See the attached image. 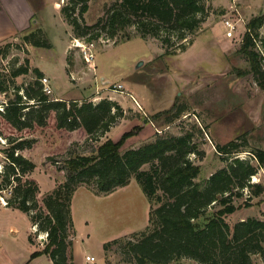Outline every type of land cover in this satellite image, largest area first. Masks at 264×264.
Listing matches in <instances>:
<instances>
[{
  "label": "rangeland",
  "instance_id": "374dc122",
  "mask_svg": "<svg viewBox=\"0 0 264 264\" xmlns=\"http://www.w3.org/2000/svg\"><path fill=\"white\" fill-rule=\"evenodd\" d=\"M27 1L34 11L29 28L9 41L10 47L0 58V71L8 78L21 65H27L31 71L13 81L9 79L11 89L26 87L35 81L32 70L38 68L45 71L44 77L52 91L50 97L55 100L98 104L106 99L118 102L123 109V117L110 131L94 138L83 129L56 130L53 117L46 126L23 132L24 138H34L36 143L17 154L36 165L30 178L40 187L38 202L44 209L43 197L66 181L63 161L67 156L87 155L106 140L118 141L136 128V134L126 141L122 153L154 141L158 136L180 137L191 133V143L197 147L198 154H192L190 159L200 165L197 181L202 183L231 161V156L218 155V145L243 135L248 143L242 148L244 151L264 150V90L249 72L246 57L236 53L249 21L264 15V0H207L209 16L200 29L188 36L185 50L166 56H163L165 49L160 40L142 39L134 27L129 28L132 38L125 42L120 36L110 39L100 30L94 34L101 33V36L91 41L89 35L77 36L61 11L70 0ZM113 1L90 0L89 10L84 15L85 24L94 25ZM225 18L239 21L234 38L226 36ZM31 33L41 41L47 39L52 48L23 43L21 38ZM256 35L254 50L262 53L260 41L264 40V23ZM87 57L93 58L91 65ZM243 72L245 74H241ZM119 85L122 88H118ZM13 91L5 94L7 102L14 98ZM173 106L182 110L169 123L153 119ZM11 134L18 135L0 121V183L8 163L3 153V149L9 147L5 137ZM253 164L258 166L256 162ZM149 169V166L143 168ZM255 176L260 181L257 184L264 186V167L258 168ZM248 194L245 191L235 203L243 205ZM11 196L10 187L0 191V206L6 207H0V264H47L44 259H30L32 253L44 248L47 233L38 231L39 227L31 223L29 215L6 206ZM263 203L264 194L263 198H252L250 207L240 208L227 216L226 221L233 226L242 217H261L264 206L258 207ZM149 211L150 203L133 178L128 186L102 196L94 195L82 185L71 203L73 255L78 264H88L85 257L89 255L96 258L94 264H135L126 252L127 243L135 241L133 235L147 227ZM213 212L214 209H210L207 215ZM116 239L120 242L112 245L106 254L103 245ZM253 262L263 264L258 256L253 257ZM173 264L198 263L184 258Z\"/></svg>",
  "mask_w": 264,
  "mask_h": 264
},
{
  "label": "trees",
  "instance_id": "16d2710c",
  "mask_svg": "<svg viewBox=\"0 0 264 264\" xmlns=\"http://www.w3.org/2000/svg\"><path fill=\"white\" fill-rule=\"evenodd\" d=\"M89 2L70 0L62 7L67 23L77 36L89 35L91 41L101 36V33L94 34L100 30L110 39L120 36L125 42L132 38L129 28L134 27L142 39L160 40L165 49L163 56L185 50L188 36L200 29L210 13L207 0H114L94 25H87L84 15L89 10ZM263 23L264 15L249 21L242 45L236 52L246 57L249 72L262 90L264 40L260 41L262 53L254 50V44L257 43L256 31ZM21 41L52 48L47 39H36L35 33L24 35ZM10 45V42L0 45V58ZM30 71L27 65H21L9 78L0 71V93L14 90V98L9 99L4 112H0V121L21 135L5 137L9 147L3 149V153L8 163L1 174L0 191L10 187L12 196L6 206L29 215L31 223L39 227L38 231L47 233L44 248L32 253L31 260L45 255L53 264H74L71 216L74 193L84 185L96 196L109 195L128 186L133 178L150 203L147 227L133 235L135 241L127 243L126 252L135 264H173L184 258L198 264H254V256L264 264V221L248 218L233 226L226 221L227 216L240 208L250 207L252 198L264 194L263 185L251 183L258 168L264 167V150L244 151L248 143L243 135L216 147L220 157L231 156V161L202 183L197 181L201 167L190 159L192 154H198L197 147L191 143V133L180 137L158 136L154 141L122 153V147L136 134V128L118 141L106 140L87 155L67 156L63 161L66 181L43 197L45 209L41 207L40 187L30 178L36 165L17 154L31 149L36 139L24 138L23 132L44 127L53 117L56 130L83 129L94 138L109 132L123 117V109L118 102L106 99L98 104L55 100L43 91L40 80L44 74L38 68L32 70L35 81L26 87L11 89L9 79L13 81ZM180 110L173 106L153 119L169 123ZM145 166L150 169L143 170ZM246 190L249 192L246 200L243 205H237L235 200L241 199ZM210 209L214 212L207 215ZM119 242L120 239H116L105 243V253Z\"/></svg>",
  "mask_w": 264,
  "mask_h": 264
},
{
  "label": "crops",
  "instance_id": "0c3cea01",
  "mask_svg": "<svg viewBox=\"0 0 264 264\" xmlns=\"http://www.w3.org/2000/svg\"><path fill=\"white\" fill-rule=\"evenodd\" d=\"M33 14L34 11L27 0H0V45L9 42L12 39H16L18 36L24 34L29 28V23ZM41 71L45 72L42 69ZM261 197L263 198V195ZM263 206L264 203L258 208H262ZM1 208L6 207L4 206ZM262 214L263 216L255 218L264 221V211H262ZM246 219H248V217H242L238 222ZM75 257L76 256L74 254V264H78V261H76ZM38 259H44L47 264H53L52 260L45 255L37 257L34 261Z\"/></svg>",
  "mask_w": 264,
  "mask_h": 264
},
{
  "label": "built area",
  "instance_id": "2783aa9c",
  "mask_svg": "<svg viewBox=\"0 0 264 264\" xmlns=\"http://www.w3.org/2000/svg\"><path fill=\"white\" fill-rule=\"evenodd\" d=\"M223 26L224 29L226 30V36L228 38H234L239 30V21H234L231 18H225L223 21ZM262 52V51H261ZM86 61L88 62V64H92L93 63V58H86ZM41 84L43 86V91L47 94L50 95L51 94V88L49 85V81L46 77H43L41 80ZM118 88H122L121 85L117 86ZM132 98L135 100V98L132 96ZM8 105V102L6 101V95L5 94H1L0 93V112H4L6 106ZM140 107V106H139ZM252 184H257L259 183V179H257V181L255 180V177H252ZM248 192V190H246ZM96 261V258L94 256H86L85 257V262L88 264H94Z\"/></svg>",
  "mask_w": 264,
  "mask_h": 264
},
{
  "label": "bare ground",
  "instance_id": "6f19581e",
  "mask_svg": "<svg viewBox=\"0 0 264 264\" xmlns=\"http://www.w3.org/2000/svg\"><path fill=\"white\" fill-rule=\"evenodd\" d=\"M257 179H258V178L255 176V180H256V181H257Z\"/></svg>",
  "mask_w": 264,
  "mask_h": 264
},
{
  "label": "water",
  "instance_id": "95a60500",
  "mask_svg": "<svg viewBox=\"0 0 264 264\" xmlns=\"http://www.w3.org/2000/svg\"><path fill=\"white\" fill-rule=\"evenodd\" d=\"M140 64H141V63H140ZM140 64H139V65H140ZM137 67H138V66H137Z\"/></svg>",
  "mask_w": 264,
  "mask_h": 264
}]
</instances>
